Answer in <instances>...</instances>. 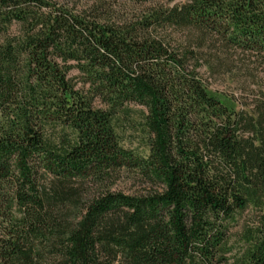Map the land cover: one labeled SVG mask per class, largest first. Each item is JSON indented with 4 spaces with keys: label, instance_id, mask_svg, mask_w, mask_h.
Here are the masks:
<instances>
[{
    "label": "trees",
    "instance_id": "obj_1",
    "mask_svg": "<svg viewBox=\"0 0 264 264\" xmlns=\"http://www.w3.org/2000/svg\"><path fill=\"white\" fill-rule=\"evenodd\" d=\"M0 264H264V0H0Z\"/></svg>",
    "mask_w": 264,
    "mask_h": 264
},
{
    "label": "rangeland",
    "instance_id": "obj_2",
    "mask_svg": "<svg viewBox=\"0 0 264 264\" xmlns=\"http://www.w3.org/2000/svg\"><path fill=\"white\" fill-rule=\"evenodd\" d=\"M66 1V0H63ZM108 1H115V0H108ZM120 1V0H119ZM202 74L205 78H208L210 87L211 89L215 90L218 89L220 91H226L229 93H235L236 95H240L241 91L236 89V80L233 76L230 75H221V76H211L210 73L206 70V68L202 69ZM135 109H141V106L134 105L133 106ZM125 146L130 147V148H135V149H140L141 151H144L143 145H142V139L139 137L137 133H132L130 131L124 133L123 136ZM122 188L125 189L126 191H132V182L128 183H122L121 184ZM253 216L251 212L246 211L244 212L240 217H239V222L237 225H235L232 229V237H231V242L234 244H239L241 232L244 228L245 225L250 223L252 220Z\"/></svg>",
    "mask_w": 264,
    "mask_h": 264
}]
</instances>
